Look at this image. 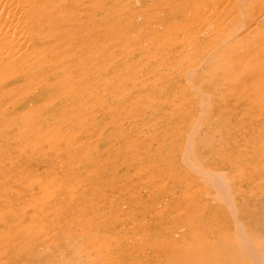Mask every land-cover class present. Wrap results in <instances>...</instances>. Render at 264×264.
Here are the masks:
<instances>
[{
	"label": "rangeland",
	"instance_id": "obj_1",
	"mask_svg": "<svg viewBox=\"0 0 264 264\" xmlns=\"http://www.w3.org/2000/svg\"><path fill=\"white\" fill-rule=\"evenodd\" d=\"M56 1L88 51L0 99V264H264V0Z\"/></svg>",
	"mask_w": 264,
	"mask_h": 264
},
{
	"label": "bare ground",
	"instance_id": "obj_2",
	"mask_svg": "<svg viewBox=\"0 0 264 264\" xmlns=\"http://www.w3.org/2000/svg\"><path fill=\"white\" fill-rule=\"evenodd\" d=\"M57 3L58 1L56 0H23L22 5H24L29 11H27L28 13L19 15V17L25 23L26 29L20 30L18 39L16 38L15 32L11 33L8 37L6 47L9 50L8 55L11 53V56L6 61H0V99L5 97L13 98L15 95L18 97L20 93L23 91L25 93V91H27L25 93L26 95L31 93L35 96V98H33V100H35V104L32 106L37 107L43 102L46 103L48 99L52 97L60 99L62 96H65V93H62L63 91L61 92L60 89L50 88L47 86L48 83L52 82L56 78L58 75L57 71L59 70V67L63 65V62H55L52 66L48 67L46 66V63L43 64L45 55L48 54L47 52L57 53L55 58H58L60 54L59 50H61V48H64L63 50L65 54L70 52H74V54L81 52L84 54L88 51V49L84 47V43L82 41L77 44L71 37L58 36L57 34L51 35L56 24L55 12L59 10ZM76 13L77 7L73 8L71 11L72 26H74V22L77 21L75 17ZM7 24L8 23L0 25V32H3L4 29H6ZM87 31L86 35H88ZM36 32L37 34H35V36L31 35V33ZM49 35H51V39L48 38ZM79 39L80 38H78V40ZM50 40H53L55 43L50 44ZM14 55L17 56L15 57ZM24 95L22 96L25 97L26 95ZM33 96H31V98ZM71 100H73V98H71ZM73 102L75 103V101H71V104ZM1 103L3 102L1 101ZM20 109L23 110L22 107ZM49 112L51 113V111ZM56 112L57 111H53V113L57 115L58 112ZM81 112L86 115L87 110L82 108ZM80 114L81 113L79 112V115ZM64 115V118L69 117V115H71V111L64 112ZM53 117H51V119ZM60 117H62V114ZM41 119L39 121H41ZM43 122L44 121H42V123ZM7 134L9 135V130H0V142L5 140Z\"/></svg>",
	"mask_w": 264,
	"mask_h": 264
}]
</instances>
